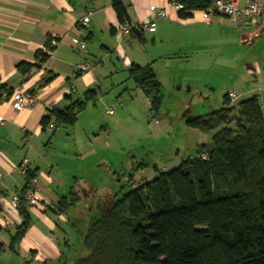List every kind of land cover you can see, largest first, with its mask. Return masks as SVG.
I'll return each instance as SVG.
<instances>
[{
    "label": "crops",
    "instance_id": "obj_1",
    "mask_svg": "<svg viewBox=\"0 0 264 264\" xmlns=\"http://www.w3.org/2000/svg\"><path fill=\"white\" fill-rule=\"evenodd\" d=\"M246 1H256L264 8V0H243L241 4ZM123 5L129 27L145 19L149 7L162 9L168 16L152 21L155 30L144 34L145 45L139 46L121 30L111 0H0V84L6 89L27 93L35 100L31 110L16 111L11 106V97L5 98L2 94L0 98V118L3 119L0 125V224L5 219L2 206L9 205L11 197L24 188L25 176L20 165L25 163V170H38L33 181L37 202L28 209L32 226L16 247V253L8 250L10 233L20 223L16 210L9 213L15 223L0 232V245L4 248L0 261H4L2 257L7 251L14 255V264H70L77 258H71L68 249L71 243L79 246L82 243L86 227V216L82 214L88 212V207L80 204L94 187V167L103 163L100 156L106 155L104 149H116L107 139L109 128L113 132L125 124L130 127L129 117L136 114L135 101L143 96L129 79V65L152 68L162 86L163 101L170 93L173 99H178L177 96L189 95L199 88L198 94L207 103L206 98L211 101V93L216 89L209 72L222 67L229 69L216 63L219 57H226L228 62H234L232 70H236L237 65L243 77L253 82L243 88L239 96L233 91L225 95L234 94L237 100L258 96L264 105V78H259L264 73V24L248 21L234 27L220 15L204 17L203 12H193L190 18L180 21L177 11H173L166 0H124ZM88 9L92 11L89 24L81 28L78 22ZM53 35L59 36L60 41L49 59L39 69L20 74L17 66L22 62L32 64L35 54L44 52L47 37ZM80 40L85 41L84 50L77 45ZM240 50L255 53L252 52L250 58L234 57ZM209 53L215 56L214 62H211L212 56L208 64L204 61L201 65L198 59L193 61L195 55ZM112 57L116 65L108 72L104 61L111 64ZM83 63L91 65L89 72H78ZM51 75L53 78L45 84ZM197 79L200 82L194 84ZM180 82L184 83L183 88ZM200 87H204L203 90L200 91ZM92 89L98 90L99 96L79 113L74 126L56 129L51 137L52 129L41 131L40 120L46 111L63 110ZM226 89L230 91L232 87L223 91ZM144 99L150 111L149 101ZM220 99L215 107L223 106V97L222 102ZM111 104L115 111L108 110ZM206 108L204 106L205 111L210 109ZM184 130L182 142L187 141L190 134H197L195 147L203 141V135L197 131ZM94 157L101 159V163ZM109 160L106 157V166L110 165ZM105 172L107 174V170ZM103 179V171H100L96 181ZM113 191L110 188L108 192L114 195ZM71 192L78 201L66 215L48 211V206L60 198H69ZM65 228L69 229L68 235ZM8 258L11 257L7 255Z\"/></svg>",
    "mask_w": 264,
    "mask_h": 264
},
{
    "label": "trees",
    "instance_id": "obj_2",
    "mask_svg": "<svg viewBox=\"0 0 264 264\" xmlns=\"http://www.w3.org/2000/svg\"><path fill=\"white\" fill-rule=\"evenodd\" d=\"M123 1L111 0V7L118 24L127 26ZM166 1L180 6L176 12L180 21L211 5V0ZM128 35L139 46L145 45L144 34L131 29ZM49 56L38 52L32 64L22 62L17 70L22 75L37 70ZM128 75L157 117L164 95L152 68L131 64ZM12 91L0 84V98L2 94L11 97ZM98 96V90H88L69 107L46 111L40 120L41 131L52 125L51 137L56 129L74 126L79 113ZM234 97L224 95L217 111L185 117L187 129L199 134L216 131L211 148L202 145L195 158L181 162L178 168L155 169L152 181L124 195L119 191L110 196V205L99 208L86 223L83 254L70 264H264V105L258 96L239 101ZM142 168L139 164L131 172ZM37 173V169H24V188L16 206L20 223L14 226L7 247L14 253L33 223L24 192ZM127 181V187H132V175ZM69 196L48 206V211L66 215L78 201L73 192Z\"/></svg>",
    "mask_w": 264,
    "mask_h": 264
},
{
    "label": "rangeland",
    "instance_id": "obj_3",
    "mask_svg": "<svg viewBox=\"0 0 264 264\" xmlns=\"http://www.w3.org/2000/svg\"><path fill=\"white\" fill-rule=\"evenodd\" d=\"M229 24L233 25L230 22ZM233 26L238 27L235 25ZM252 52L253 51L249 52L248 50H240L234 54V57H242L243 59V56H246L245 58H250ZM254 53L255 52H253V54ZM210 56H212L211 62H214L216 58L210 53L204 55L197 54L193 58V61L198 59L199 64L202 65L204 61L208 64ZM111 62V64H108V61H104V64L107 65L105 68L108 72L112 65H116L115 57H112ZM216 63L223 64L224 66L229 67V69L222 67L220 70H213L209 72V76H211V78H213V82L216 83L215 93H211L210 96L211 101L206 98L207 103H205V100L203 99L204 97L198 94L199 88L196 92L193 91L189 95L185 94L183 96H177L178 99H173L171 97L172 94L170 93L166 96V100L164 99L158 116L153 118L151 112L148 111L144 97L141 96L137 101H135V117H129V121L131 123L130 127L125 124V127L118 130L113 131L112 129L113 132H110L111 128H109L107 139L109 142L116 145V149L114 147L104 149V153L106 155L100 156L103 157V163L100 162L101 159L94 157V160L102 165L100 164L99 166L96 165L94 167V187L90 188V191L86 193L80 204L82 207H88V212L82 214L83 216H86V223H88L90 219L97 214L99 210L98 208H106L107 203L110 205V202L108 201L110 196H112V193L108 192L110 188H113V193L117 194L119 191H122V194L120 195H124L131 189H136L143 183L152 181L156 175L155 169L165 172L172 171L178 168L181 162L190 158H195L197 156L198 148L202 145L208 149L211 148V138L216 131L210 132L209 134H200L203 135V141L197 143L196 147L194 145L197 141V136H195L197 134H190L187 141H181L183 138L182 130L186 129L184 122L186 115L195 117L204 115L210 111H217L221 108L215 107L216 101H218L219 104V97H221L220 102H222L223 95L232 91L234 94L239 96L241 95L243 88L253 82V80H250L249 77H247V79L245 76V78L243 77L244 73L237 65L235 66L236 70H232L234 62H228L226 57H219L216 60ZM235 76L239 79L238 81H236ZM260 77L264 78V73H261L259 75V78ZM198 81L200 82L198 79L194 80V84L198 83ZM180 84L183 88L184 83L180 82ZM190 85L194 87L192 83H190ZM228 87H232V89L230 91L227 89L226 91H223V88ZM203 88L204 87H200V91L203 90ZM219 89H221V93H218ZM101 94L103 96V91ZM239 100L242 99H238L237 101ZM108 101L109 100L106 102ZM110 103L114 104L112 101ZM112 104L108 107L110 108L108 109L109 111H115V107L112 106ZM204 106L207 107L206 109H208V107H210V109L205 111ZM127 108L129 109L130 106L127 105ZM262 114L264 117V108L262 109ZM148 119H150L151 122H148ZM107 139H105L106 142ZM106 157L110 159V165L107 166L104 163V161H106ZM139 164H143L144 168L131 172L132 168H135ZM106 170L108 175L105 172ZM100 171H103L104 175V179L101 182L96 181ZM128 175H132V187H127ZM99 186L104 188L103 191L97 190L96 187ZM108 193L109 195H107ZM120 195L117 197L120 198ZM92 211L94 213H92ZM14 232V229H12L10 234L13 235ZM80 232L81 231L79 230L77 235H75V240L78 239ZM65 233L68 235L69 229L65 228ZM68 252L71 253V258L83 254L81 246L74 245L72 243L69 245ZM7 255L11 258L7 259ZM2 259L4 261H0V264L15 263L14 255L8 251ZM32 264L35 263L32 262Z\"/></svg>",
    "mask_w": 264,
    "mask_h": 264
},
{
    "label": "built area",
    "instance_id": "obj_4",
    "mask_svg": "<svg viewBox=\"0 0 264 264\" xmlns=\"http://www.w3.org/2000/svg\"><path fill=\"white\" fill-rule=\"evenodd\" d=\"M243 0H211L210 7L203 12L204 17H210L213 15H220L228 20L235 26H238L242 23H246L248 21L253 24H264V8L261 4L256 1H246L241 4ZM173 11H178L180 9L179 5L170 4ZM91 10L88 9L85 11L84 16L79 20L78 26L81 28H86L89 24V16L91 14ZM168 15L162 9H157L155 7H149L148 14L145 19L140 21L134 27L129 26H121V30L128 34L131 29L136 33H151L155 30L152 21L154 19H163ZM60 41V37L57 35L49 36L46 39L44 53L50 55L53 50L58 46ZM80 50L85 49V41L80 40L77 42ZM91 70V65L88 63H83L79 66V73H87ZM229 97L233 100L235 97L233 94H229ZM34 99L27 93H24L19 90H13L11 94V106L14 110H22L27 109L31 110L34 107ZM55 109V108H53ZM0 125H3V119L0 118ZM52 128V125L49 126V129ZM22 171L25 169V163L20 165ZM25 202L28 206L33 207L37 202L36 196V187L34 182L32 181L29 187L24 192ZM19 198L18 195H13L10 199L9 205L2 206L4 218L3 222L0 224V232L3 230H8L12 227L15 221L11 218L9 214L12 210H16V206L18 205ZM1 242V239H0Z\"/></svg>",
    "mask_w": 264,
    "mask_h": 264
}]
</instances>
